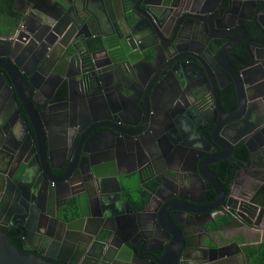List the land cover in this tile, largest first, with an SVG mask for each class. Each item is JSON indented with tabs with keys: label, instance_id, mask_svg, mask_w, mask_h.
<instances>
[{
	"label": "flooded vegetation",
	"instance_id": "flooded-vegetation-1",
	"mask_svg": "<svg viewBox=\"0 0 264 264\" xmlns=\"http://www.w3.org/2000/svg\"><path fill=\"white\" fill-rule=\"evenodd\" d=\"M144 1L0 0V68H10L6 56L27 84L0 69V227L22 240L17 196L30 199L33 188L31 174L19 177L38 140L49 178L81 164L82 174L61 186L43 182L49 216L26 210L39 218L35 235L80 243L78 264H155L179 239L172 217L182 226L177 264H246L243 247L264 241V107L252 105L243 118L240 133L253 140L223 125L237 118L236 72L259 38L255 5L235 3L228 13L227 0H147L152 19ZM89 59L103 70V87L83 73L84 64L95 70ZM249 82V96L264 89ZM69 88L75 94L65 103ZM101 162L109 177L100 186L91 165ZM236 172L251 197L238 215L214 190L218 182L226 191ZM106 196L109 217L101 213ZM224 219L230 226L218 228Z\"/></svg>",
	"mask_w": 264,
	"mask_h": 264
},
{
	"label": "water",
	"instance_id": "water-1",
	"mask_svg": "<svg viewBox=\"0 0 264 264\" xmlns=\"http://www.w3.org/2000/svg\"><path fill=\"white\" fill-rule=\"evenodd\" d=\"M186 1V0H181ZM227 7L226 12L230 13L232 11L233 5L235 3H239L244 5H255V12H253L254 16V25L256 27V30L258 32L259 38L255 39L253 41H250V43L254 46L253 51L248 55L249 59L245 63H241V70L237 71V75L240 77L239 82H236V93H237V110L238 115L237 118L228 119L226 121V124L223 125V129L227 130L229 133L239 135V139H245V140H253V137L249 132L240 133L241 128L243 126L244 117L248 116L251 113V106H258L260 104L262 107H264V89L259 93H254L253 95L249 96L248 94L243 93L242 91V85L245 88L246 78H250V84L254 86H258V88L264 87V0H227ZM55 5L60 6L62 9H65L64 6L60 5L58 2H54ZM111 4V2H110ZM143 5L146 7L147 12L150 13V17L153 19L154 12H152V5L148 3L147 0L144 1ZM83 13H87L88 9H84V7L81 10ZM125 56L128 58L127 51L123 52ZM2 58V57H0ZM91 61V59H89ZM4 61L8 65L6 67L0 68L3 72H5L7 75L6 77L10 81H16L17 79L22 82L23 88L25 87L22 76L19 74L17 70V65L12 64L9 59H7L6 56H4ZM92 63V61H91ZM92 67L96 70H90L85 64L83 65V73H88L90 77L93 75L96 76V82H92L91 85H95L97 87H103L102 83H104L103 80V70L99 69L97 65H94L92 63ZM13 71V73L11 72ZM90 72V73H89ZM102 74V76L100 75ZM96 74V75H95ZM26 84V83H25ZM27 85V84H26ZM125 86V85H124ZM128 90L129 87L125 86ZM128 91H131L133 95V89L130 88ZM98 93V92H96ZM73 90L69 88V93L67 94V102L73 100ZM92 93H90L91 95ZM197 94V93H196ZM89 96V94H88ZM19 99L23 103V108L25 110H31V112L37 116V112L35 111L34 106L32 105L30 98L26 95L23 96L22 94L19 95ZM105 100H107L108 108L111 110V99L108 95L105 94ZM109 102V103H108ZM105 103V101H104ZM146 107H151L150 102H145ZM46 116V115H45ZM38 119L40 118L41 123H43V116L41 117L40 114L37 116ZM260 118L264 117V114L259 115ZM244 118V119H243ZM38 119L36 118L37 122ZM42 140V139H41ZM41 142L35 143V150L36 153L32 157V163L31 164H24V170L22 171L20 177H19V184H21L22 179L27 176L28 174H31L30 177V184L29 186L33 188V194L31 198L29 199L27 196L18 193L17 196V202H18V208L20 209L18 212L21 211L20 214L24 213L23 216L20 217V222L16 225L17 229L20 230L22 240L20 241L21 247L28 251L26 254L21 253L19 248L15 246L13 243L10 242L9 237L7 234L2 230L0 227V264H56L48 260H55L60 262L61 264H78V255L76 254V251L78 249V245L80 243L76 242V239H66L63 241H51V239L48 238H41L42 236H37L34 234L35 225L36 227H39L40 224H37L39 222V218L49 216L48 213L45 211V209L40 205V198L41 195H44L43 190V182L44 181H56V184L61 186L63 182V178L68 179L70 177H73L76 174H82L81 164H76V168L74 166V170L68 173V167L62 169L61 175L59 177V180L57 176H54V179L49 178L47 175V171L50 172L51 167L49 164L43 159L41 156V153L38 151V147L41 150ZM44 144V143H43ZM38 145V147H37ZM248 145V144H247ZM108 169L109 166L105 164L104 162H101L98 165H91V171L95 175V178L98 180L99 185H104V179H108ZM240 172H236L234 177L230 179L227 183V190L225 191L221 186H219L218 182L214 188L217 198L220 199L221 205L223 209H227L230 213H235L238 215V209L242 207V205H246L250 207L251 205L248 203V201L251 199L250 193L247 192L245 185L241 184L237 178L239 177ZM71 179V178H70ZM117 182L119 185V179L117 178ZM108 193H102L103 195H109V198L111 196V191L108 190V185H105ZM30 201V202H29ZM111 200L108 199V196L105 198V203L102 205V216L103 217H109V202ZM30 205V207L28 206ZM251 208V207H250ZM25 209V210H23ZM26 210H30L32 212H35V214L39 217L37 222L35 223V219H30L31 215L33 213L27 212ZM55 215H53L54 217ZM91 218V217H89ZM172 226L176 230V238L180 239V233L182 231V226L178 224L177 221H175L172 218H170ZM66 228L71 227L73 230L74 223L70 224H64ZM179 225V227H178ZM3 226V225H0ZM157 227H159L163 232L168 233V236L172 237V235L169 233L167 229L164 228L163 225H161L159 222L156 224ZM99 227V226H98ZM97 227V228H98ZM69 229V228H68ZM101 233L106 231L107 229L104 227H99ZM35 235V236H34ZM34 237V238H33ZM179 239L171 244H169L162 256L156 261L155 264H177L178 258H179V251H180V244ZM180 242L181 239H180ZM67 243L66 245H63ZM77 244V245H76ZM69 246V248H67ZM74 247V249H73ZM82 249L84 247L82 246ZM86 257H89V253H86ZM72 258V259H70ZM70 259V260H69ZM83 262H80L79 264H85Z\"/></svg>",
	"mask_w": 264,
	"mask_h": 264
},
{
	"label": "trees",
	"instance_id": "trees-1",
	"mask_svg": "<svg viewBox=\"0 0 264 264\" xmlns=\"http://www.w3.org/2000/svg\"><path fill=\"white\" fill-rule=\"evenodd\" d=\"M253 35H257L256 31L253 32ZM243 154L245 155V152L243 151ZM263 191V199H264V188L262 189ZM230 219H224L222 221V224H220L219 227H225V226H230ZM10 242L13 243L15 246L19 248L21 253L26 254L28 251L24 250L21 247L20 240H15V239H10ZM244 251V256L246 260V264H264V241L257 244V245H250V246H245L243 247Z\"/></svg>",
	"mask_w": 264,
	"mask_h": 264
},
{
	"label": "rangeland",
	"instance_id": "rangeland-1",
	"mask_svg": "<svg viewBox=\"0 0 264 264\" xmlns=\"http://www.w3.org/2000/svg\"><path fill=\"white\" fill-rule=\"evenodd\" d=\"M131 182H132V180H131V179H129V178H128V179H126V183H127V185H128V186H131V185H132V184H131Z\"/></svg>",
	"mask_w": 264,
	"mask_h": 264
},
{
	"label": "crops",
	"instance_id": "crops-1",
	"mask_svg": "<svg viewBox=\"0 0 264 264\" xmlns=\"http://www.w3.org/2000/svg\"><path fill=\"white\" fill-rule=\"evenodd\" d=\"M261 239H262V238L260 237V238H258V239H257V240H255V241L261 242Z\"/></svg>",
	"mask_w": 264,
	"mask_h": 264
}]
</instances>
